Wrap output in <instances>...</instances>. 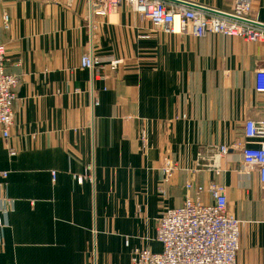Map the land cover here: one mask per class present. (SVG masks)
<instances>
[{
	"label": "crops",
	"instance_id": "crops-1",
	"mask_svg": "<svg viewBox=\"0 0 264 264\" xmlns=\"http://www.w3.org/2000/svg\"><path fill=\"white\" fill-rule=\"evenodd\" d=\"M163 1L218 13L235 3ZM5 13L7 72L20 83L11 136L0 132V264H131L136 250L160 252L158 222L183 205L188 182L226 188L242 222L237 264H264V189L238 148L245 123L264 121V42L166 33L124 3L98 17L88 0H0V22ZM247 16L264 29V0ZM88 54L121 65L82 69ZM222 146L217 174L206 163ZM168 161L177 170L165 184Z\"/></svg>",
	"mask_w": 264,
	"mask_h": 264
},
{
	"label": "built area",
	"instance_id": "built-area-1",
	"mask_svg": "<svg viewBox=\"0 0 264 264\" xmlns=\"http://www.w3.org/2000/svg\"><path fill=\"white\" fill-rule=\"evenodd\" d=\"M123 3L166 33L197 38L219 35L253 43L264 42V29L247 16L251 0H235L234 11L221 13L223 16L182 6L168 7L163 0H88L92 15L98 17L112 14ZM2 29L10 30L7 13L2 15L0 22V132L8 140L15 122L14 105L20 80L7 72L10 59L2 43ZM120 65L119 60L106 63L105 59L93 54L81 59L82 69L98 74L107 67L116 72ZM255 89L264 94V69L256 72ZM244 137L245 143L238 146L242 162L247 171L258 169L264 189V121H247ZM228 153V147H220L218 157L213 161L215 166L210 169L219 174L217 162ZM10 154L14 156L15 152L10 150ZM176 168L171 161L164 165L165 184L171 180ZM53 177L55 179V173ZM0 178L6 179L7 173L0 172ZM185 191L183 205L166 210L158 222L153 241L161 245L160 252H152L149 247L136 250L131 264H237L242 222L227 211L226 188L215 182L208 186L188 182ZM204 194H208L212 202L207 203ZM4 227L0 221V231Z\"/></svg>",
	"mask_w": 264,
	"mask_h": 264
},
{
	"label": "rangeland",
	"instance_id": "rangeland-1",
	"mask_svg": "<svg viewBox=\"0 0 264 264\" xmlns=\"http://www.w3.org/2000/svg\"><path fill=\"white\" fill-rule=\"evenodd\" d=\"M234 8H235V4H234V6H233V9H232L231 13L234 11ZM139 14H140V13H139ZM110 15H111V14H110ZM140 15H141V14H140ZM107 16H108V15H107ZM141 16L146 17V16H144V15H141ZM119 67H120V66H119ZM14 152H15V151H14ZM206 165H207L208 168H213V167L215 166V164H214L213 161H211V162H209V163L207 162ZM89 172H90V174L92 175V168H89ZM91 175H90V178H91ZM210 183H211V182H210ZM210 183H209V184H210ZM209 184H208V185H209ZM199 185H200V184H199ZM208 185H207V186H208Z\"/></svg>",
	"mask_w": 264,
	"mask_h": 264
},
{
	"label": "water",
	"instance_id": "water-1",
	"mask_svg": "<svg viewBox=\"0 0 264 264\" xmlns=\"http://www.w3.org/2000/svg\"><path fill=\"white\" fill-rule=\"evenodd\" d=\"M190 8H194V9H197V10H203V11H205V12H207V13H211V14H214V15H222L223 16V14H221V13H218V12H214V11H210V10H207V9H202V8H200V7H196V6H191V5H188Z\"/></svg>",
	"mask_w": 264,
	"mask_h": 264
}]
</instances>
